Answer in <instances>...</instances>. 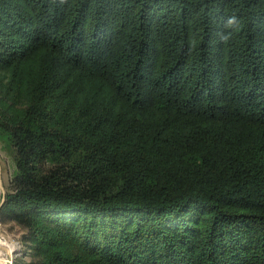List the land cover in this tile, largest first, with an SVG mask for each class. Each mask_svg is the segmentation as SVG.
<instances>
[{
	"label": "trees",
	"instance_id": "obj_1",
	"mask_svg": "<svg viewBox=\"0 0 264 264\" xmlns=\"http://www.w3.org/2000/svg\"><path fill=\"white\" fill-rule=\"evenodd\" d=\"M0 136L31 264H264V0H0Z\"/></svg>",
	"mask_w": 264,
	"mask_h": 264
},
{
	"label": "rangeland",
	"instance_id": "obj_2",
	"mask_svg": "<svg viewBox=\"0 0 264 264\" xmlns=\"http://www.w3.org/2000/svg\"><path fill=\"white\" fill-rule=\"evenodd\" d=\"M15 171L16 161L11 143L4 136H0V178L7 193L11 190L10 183ZM5 202L0 205V232H7L16 242L14 264H31L35 261V256L33 243L27 239L28 229L19 224L10 213L3 212Z\"/></svg>",
	"mask_w": 264,
	"mask_h": 264
},
{
	"label": "clouds",
	"instance_id": "obj_3",
	"mask_svg": "<svg viewBox=\"0 0 264 264\" xmlns=\"http://www.w3.org/2000/svg\"><path fill=\"white\" fill-rule=\"evenodd\" d=\"M229 25L236 23V18L231 17L228 19ZM221 39L227 40L228 37L222 36ZM7 199V190L0 185V205ZM17 250L15 240L7 232H0V264H14V254Z\"/></svg>",
	"mask_w": 264,
	"mask_h": 264
},
{
	"label": "bare ground",
	"instance_id": "obj_4",
	"mask_svg": "<svg viewBox=\"0 0 264 264\" xmlns=\"http://www.w3.org/2000/svg\"><path fill=\"white\" fill-rule=\"evenodd\" d=\"M0 185H1V178H0Z\"/></svg>",
	"mask_w": 264,
	"mask_h": 264
}]
</instances>
